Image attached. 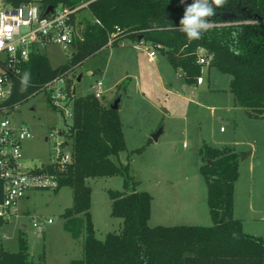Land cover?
<instances>
[{
  "label": "trees",
  "instance_id": "obj_1",
  "mask_svg": "<svg viewBox=\"0 0 264 264\" xmlns=\"http://www.w3.org/2000/svg\"><path fill=\"white\" fill-rule=\"evenodd\" d=\"M13 7L34 2L45 13L58 5L86 10L89 17L78 20L73 52L67 62L52 67L46 54L37 50L20 66L13 78L10 97L5 102L18 106L38 93L48 81L71 72L107 45L108 35L118 27L112 45L130 38L162 46L172 68L186 84L194 85L200 72L198 50L214 67L230 76L228 89L234 101L249 117L264 120V0H224L205 17L209 27L199 39L190 40L179 30L185 8L193 0H5ZM140 37V39H138ZM25 73L28 81L22 84ZM118 85L117 92L123 89ZM23 89V90H22ZM72 116L63 135L70 140L68 162L47 163L39 171L56 180L53 192L72 190V204L61 216L63 228L73 239H82V257L70 264H264V238L243 231L233 216L234 188L240 154L230 146L213 147L203 142L198 150L199 173L207 191L212 224L149 226L152 196L137 190L138 181L129 174V164L113 157L126 149L118 110L94 97L71 96ZM51 108L61 115L47 97ZM143 147L136 149L140 152ZM120 174L123 189L109 190L110 214L121 219L118 232H108L103 240L95 236L91 220V188L88 178ZM48 190V189H47ZM0 181V201L2 200ZM7 220L0 218V226ZM0 264H32L28 244L18 234V250L0 248Z\"/></svg>",
  "mask_w": 264,
  "mask_h": 264
},
{
  "label": "rangeland",
  "instance_id": "obj_2",
  "mask_svg": "<svg viewBox=\"0 0 264 264\" xmlns=\"http://www.w3.org/2000/svg\"><path fill=\"white\" fill-rule=\"evenodd\" d=\"M83 17H89L86 10L75 15L78 33V20ZM149 46L130 38L105 46L72 69L66 80L74 96L92 94L96 81H101L107 102L117 94L118 85H124L118 114L126 149L113 160L128 163L129 174L138 181L136 189L151 194L148 225L212 224L206 185L199 173L202 160L198 150L205 142L213 147L230 146L240 155L250 152L246 159L239 160L233 216L241 220L245 233L264 238V120L249 117L235 104L228 89V74L208 68L206 63L203 73L199 72L204 83L192 89L172 68L164 48L154 62L149 61L144 48ZM40 51L56 67L67 62L73 47L46 45ZM71 103L70 97L67 106ZM12 118L24 122L31 131L32 138L23 143L22 153L23 161L32 166L51 160L54 140L48 138L50 132L56 130L65 137L63 132L71 122V117L51 108L44 92L19 104ZM158 131L162 132L154 140L152 136ZM66 142L68 149L71 142ZM141 147L140 152L135 151ZM87 184L91 188L95 236L103 240L121 226V219L110 214L108 191H121L123 178L120 174L94 177L88 178ZM71 204L70 187L58 192L32 190L20 200L16 213L0 226V248L17 251L18 234L22 232L32 264H70L81 258L82 240L73 239L63 228L61 213Z\"/></svg>",
  "mask_w": 264,
  "mask_h": 264
},
{
  "label": "built area",
  "instance_id": "obj_3",
  "mask_svg": "<svg viewBox=\"0 0 264 264\" xmlns=\"http://www.w3.org/2000/svg\"><path fill=\"white\" fill-rule=\"evenodd\" d=\"M75 9L58 5L48 13H42L34 2L22 3L13 7L0 0V181L2 183V200L0 201V218L7 220L17 211V206L30 191L38 189L52 190L57 183L47 172L39 171L43 165H28L23 161V143L32 138L29 127L24 122L13 120V112L17 106H9L5 102L10 97L13 78L20 71L30 54L46 45H60L63 48L72 46L76 36ZM119 32L117 27L109 33L107 45L113 43ZM148 60L152 61L163 49L160 45L144 47ZM198 50L197 64L203 73V65L208 60ZM69 73L46 82L38 91L44 92L50 102L62 110L65 117L72 116L71 106H67L73 89H68L66 80ZM202 75L196 77V84L203 83ZM92 94L96 98L103 97L102 82L96 81ZM54 140V151L48 163H65L71 159V150L66 137L59 131L52 130L48 138ZM50 222V219L46 220ZM34 226H38L33 222Z\"/></svg>",
  "mask_w": 264,
  "mask_h": 264
},
{
  "label": "clouds",
  "instance_id": "obj_4",
  "mask_svg": "<svg viewBox=\"0 0 264 264\" xmlns=\"http://www.w3.org/2000/svg\"><path fill=\"white\" fill-rule=\"evenodd\" d=\"M183 2L184 0H181V3ZM223 2L224 0H212V3L218 6ZM212 3H209V0H193V2L185 8L183 17L179 22V30L186 33L190 40L199 39L202 30H206L209 27L205 17L213 15ZM27 81L28 74L25 73L22 84L25 85Z\"/></svg>",
  "mask_w": 264,
  "mask_h": 264
},
{
  "label": "water",
  "instance_id": "obj_5",
  "mask_svg": "<svg viewBox=\"0 0 264 264\" xmlns=\"http://www.w3.org/2000/svg\"><path fill=\"white\" fill-rule=\"evenodd\" d=\"M52 6H49L47 8V10L45 11V13H48L49 11L52 10ZM138 39H140V37H138ZM79 79V78H78ZM74 93V89H73V92ZM122 97H123V90H120L117 92V94L115 95V97L108 103V107L112 110H119L120 106H121V102H122ZM32 109H34V107H32ZM160 131H158L155 135L152 136V138L154 140H156L157 138V135ZM244 154L243 155H240V159H243L244 158Z\"/></svg>",
  "mask_w": 264,
  "mask_h": 264
},
{
  "label": "crops",
  "instance_id": "obj_6",
  "mask_svg": "<svg viewBox=\"0 0 264 264\" xmlns=\"http://www.w3.org/2000/svg\"><path fill=\"white\" fill-rule=\"evenodd\" d=\"M156 58V57H155ZM155 58L151 61V62H154L155 61ZM230 80V79H229ZM229 80H228V84H229ZM204 83V82H203ZM202 83V84H203ZM199 85H201V84H194V85H188L187 84V86H189V87H191L192 89H195L196 87H198ZM234 99V98H233ZM235 102V101H234ZM235 104H237L236 102H235ZM222 128H220V130H221ZM161 132L162 131H160L159 133H158V135H157V138L159 137V135L161 134ZM157 138H156V140H157ZM201 146V145H200ZM211 146V145H210ZM200 148V147H199ZM245 156H244V158L243 159H241L240 161H242V160H244V159H246L249 155H250V152H247V153H245L244 154ZM239 165H240V163L238 164V170H239ZM251 171V170H250ZM239 172V171H238ZM238 178H239V175H238ZM238 178H237V181H238ZM236 181V182H237ZM235 182V183H236ZM31 192V191H30ZM25 198V197H24ZM26 198H27V195H26ZM152 201H153V198H152ZM152 201H151V212H150V217H149V220L151 219V215H152ZM18 207V206H17ZM26 211H28V210H26ZM242 225H243V223H242ZM77 240H82L81 238H79V239H77Z\"/></svg>",
  "mask_w": 264,
  "mask_h": 264
}]
</instances>
